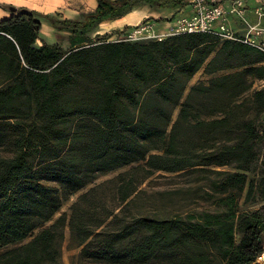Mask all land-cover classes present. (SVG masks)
I'll return each mask as SVG.
<instances>
[{"label": "trees", "instance_id": "1", "mask_svg": "<svg viewBox=\"0 0 264 264\" xmlns=\"http://www.w3.org/2000/svg\"><path fill=\"white\" fill-rule=\"evenodd\" d=\"M138 3L175 9L188 0H96L94 12L79 21L44 16L55 30L68 33L67 49L41 41V24L31 14L0 20V110L13 109L17 100L30 101L46 134L35 146L20 134L13 155L0 156V250L16 246L0 254V264H62L65 218L43 226L63 201L97 177L138 163L115 180L120 204L134 193L140 172L147 178L200 167V172L212 175L208 194L211 199L217 196L215 209L175 219L133 216L122 222L118 215L104 213L95 190H90L72 205L67 223L82 247L80 257L106 264H259L264 205L245 214L237 209L241 198L249 202L255 194L264 202V171L255 184L247 179L259 160L256 147L264 139L258 128L264 87L251 93L247 115L238 116L231 101L251 89L250 80L264 79V52L211 34H180L145 43L89 37V30ZM37 40L39 47L34 46ZM201 68L206 75L235 72L209 80L206 87H191L166 137L170 110L162 106L177 107L185 84ZM193 94H226L225 106L211 109L219 114L208 120L193 119ZM181 122L191 124L192 132L179 143ZM68 123L69 134H59ZM51 141L59 148L66 143L65 150L57 149L35 169L29 151L47 152ZM156 150L162 153L150 154ZM209 167L234 172L204 169ZM41 181L57 182L61 191ZM110 226L114 229L108 231Z\"/></svg>", "mask_w": 264, "mask_h": 264}, {"label": "rangeland", "instance_id": "2", "mask_svg": "<svg viewBox=\"0 0 264 264\" xmlns=\"http://www.w3.org/2000/svg\"><path fill=\"white\" fill-rule=\"evenodd\" d=\"M150 19V18H148ZM151 20V19H150ZM156 23L155 30L158 32H164L166 30V25L163 19L151 20ZM104 27V26H103ZM134 27V26H133ZM132 27L122 30L115 31L110 34L105 35L104 28L99 30L97 27L89 30V37L95 38L99 36L101 39H106L108 42L124 41L129 43H145L147 41L153 40L148 38H140L137 40H126L127 30ZM45 31V30H44ZM57 44L63 49L68 48L67 38L68 34H62L58 36ZM43 41V40H41ZM65 41V42H64ZM40 45L37 44L36 47ZM235 71H222L217 72L213 75H206L201 68L186 84L182 96L179 100V105L174 109H171L168 104L162 106L163 109L170 110V123L165 128V135L168 137L170 129L174 122L178 118V112L180 105L186 100L187 95L190 92L191 87H206L209 84V80L221 77L223 75L233 73ZM0 74V81L2 79ZM252 81V86L249 91L244 92L238 97H234L231 101V105L238 109L237 115L243 116L247 115V109L251 108L250 96L255 90L262 89L264 87L263 80H250ZM226 100V94H211L209 96H204L201 94H193L190 100V108L195 109L193 114H196L193 119L208 120L213 114L218 115L219 113H214L211 109H222L225 104L223 101ZM151 109H149L150 111ZM10 116V119H2V117ZM190 118V117H189ZM191 121H193L191 119ZM192 123V122H191ZM44 124L37 114V109H33L31 102L26 99L17 100L14 103L13 109H1L0 110V156L1 157H11L15 149V141L20 134L24 135L29 144H34L41 136L45 137L46 134L42 131V125ZM258 128L264 133V114L261 116L258 122ZM71 130L70 124L68 123L63 128H59V134L68 135ZM31 131H34L31 133ZM191 124L181 122L177 128L178 142H186L191 135ZM37 133V134H36ZM64 139V138H63ZM167 142V139L166 141ZM66 148V143H61L59 145L51 141L50 146L47 147V152H40L39 150L29 151V161L31 165L36 169L37 165L41 161H45L48 157L53 156L57 149L58 152L64 151ZM259 152V160L250 167L247 173L248 181L254 184L258 182L259 175L264 171V139L261 145L256 147ZM162 150H156L150 152V154H161ZM138 164H132L104 176L97 177L93 182L87 184L84 188L73 193L66 201L61 203V207L57 213L53 215L50 222L45 224L43 228L49 227L53 224L60 216L65 218V228L62 231L63 238L60 242V261L62 264H106L102 261L95 259H86L80 257V252L82 247L76 245L75 240L72 238L67 223L71 216V207L76 202V200L83 194L89 192L90 190H95L96 202L100 206H104V213H112V215H118L119 221H128L129 218L133 216H147L157 219H175L178 217H184L186 214L197 212V211H212L215 209L214 203L216 202L217 196L210 198L208 193L209 190L208 178H212V175L200 172V167L186 169L176 173H166V172H156L153 175L145 178L144 173L140 172L135 178V190L134 193L128 198L124 204H120L117 200V183L116 178L121 173L128 171L131 167H136ZM213 171H229L234 172L230 168H204ZM43 186L58 188L61 191V186L57 182L51 181H41ZM264 205V202L260 201L255 194V196L249 201L244 202L241 198L238 205V214L250 213L257 210L259 207ZM110 219V218H109ZM109 221V220H108ZM114 227L110 226L107 230L111 231ZM39 230H35L32 236H35ZM31 237L26 239L22 244L27 243ZM240 235L235 234V241L238 242ZM16 246H10L0 250V254L14 248Z\"/></svg>", "mask_w": 264, "mask_h": 264}, {"label": "crops", "instance_id": "3", "mask_svg": "<svg viewBox=\"0 0 264 264\" xmlns=\"http://www.w3.org/2000/svg\"><path fill=\"white\" fill-rule=\"evenodd\" d=\"M245 1L247 7L244 18L229 17L228 19L232 31L237 36H244L251 27L264 28V0ZM95 8L96 0H23L22 4L0 1V20L20 12L31 14L41 24L40 40L48 44H57L58 36L68 33L55 30L44 16H52L59 20L79 21L82 15L94 12ZM189 8L188 3L175 9H158L144 3H138L122 16L106 20L96 27L99 30L104 28V33L107 35L136 26L148 18L169 21L171 17L178 15L181 9H184V13L187 14L190 11ZM166 23L164 22V24ZM37 44H41L39 40L35 42L34 46L36 47Z\"/></svg>", "mask_w": 264, "mask_h": 264}, {"label": "built area", "instance_id": "4", "mask_svg": "<svg viewBox=\"0 0 264 264\" xmlns=\"http://www.w3.org/2000/svg\"><path fill=\"white\" fill-rule=\"evenodd\" d=\"M188 5L190 11L185 14L181 9L165 24L164 32L156 31V23L145 19L124 33L127 34L126 40L148 38L161 41L180 34H211L220 40L240 42L264 52V28L251 27L244 36H237L230 27L229 17L244 18L245 0H188ZM256 262L264 264V244Z\"/></svg>", "mask_w": 264, "mask_h": 264}, {"label": "bare ground", "instance_id": "5", "mask_svg": "<svg viewBox=\"0 0 264 264\" xmlns=\"http://www.w3.org/2000/svg\"><path fill=\"white\" fill-rule=\"evenodd\" d=\"M0 1H8V2L16 3V4H22L23 3V0H0ZM36 1H38V0H36Z\"/></svg>", "mask_w": 264, "mask_h": 264}]
</instances>
